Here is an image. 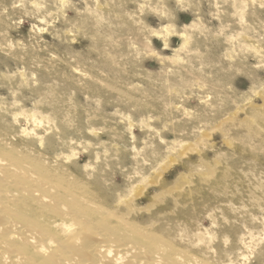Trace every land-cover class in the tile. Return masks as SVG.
I'll return each mask as SVG.
<instances>
[{
  "label": "rangeland",
  "instance_id": "obj_1",
  "mask_svg": "<svg viewBox=\"0 0 264 264\" xmlns=\"http://www.w3.org/2000/svg\"><path fill=\"white\" fill-rule=\"evenodd\" d=\"M241 3L0 0V100L41 106L82 164L114 159L112 171L124 160V172L137 162L157 174L184 157L194 172L213 167L222 188L202 205L220 209L230 236L264 239V132L246 131L249 115L264 118V8ZM181 163L166 172H190Z\"/></svg>",
  "mask_w": 264,
  "mask_h": 264
},
{
  "label": "bare ground",
  "instance_id": "obj_2",
  "mask_svg": "<svg viewBox=\"0 0 264 264\" xmlns=\"http://www.w3.org/2000/svg\"><path fill=\"white\" fill-rule=\"evenodd\" d=\"M249 1L264 8V0ZM246 12L239 11L245 23ZM105 87L149 108L136 95ZM2 101L0 264H264V239L230 236L234 225L220 219V209L202 205L222 188L213 167L194 172L190 162L181 163L184 157L170 164L181 163L188 173H168L166 162L157 174L155 165L144 173L146 165L137 162L141 169L124 172V160L112 171L114 159L89 156L82 164L74 146L69 151L57 141L61 128L54 117L41 116V106L29 113L17 100ZM248 117L247 137L262 136L263 116Z\"/></svg>",
  "mask_w": 264,
  "mask_h": 264
}]
</instances>
